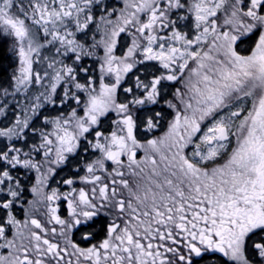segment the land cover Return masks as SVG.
<instances>
[{"label":"snow or ice","instance_id":"1","mask_svg":"<svg viewBox=\"0 0 264 264\" xmlns=\"http://www.w3.org/2000/svg\"><path fill=\"white\" fill-rule=\"evenodd\" d=\"M0 38V264H264V0H0Z\"/></svg>","mask_w":264,"mask_h":264},{"label":"flooded vegetation","instance_id":"2","mask_svg":"<svg viewBox=\"0 0 264 264\" xmlns=\"http://www.w3.org/2000/svg\"><path fill=\"white\" fill-rule=\"evenodd\" d=\"M67 105H65L66 108ZM55 114V113H53ZM170 118V116H169ZM39 123V121H38ZM93 154L91 152H88L87 154L78 153L77 156H70L68 162H66L65 165L58 168L56 170V175L51 176L47 183L49 188H59L61 191H67L68 186L64 185L62 181L65 178L71 177L75 173V169L79 167L81 169V174L83 173V163L85 159L89 156H92ZM14 174L18 176L20 179L21 185L23 186V193L21 196V202L24 205V208L29 207V202L34 199L30 189L34 185H36V182L39 178V174L36 173L34 170L28 171L25 169H16L14 170ZM46 191L48 189H45ZM60 213L62 216H67V208L64 201H60ZM18 218L23 219L24 218V209H21L20 207L16 208V213ZM40 218V217H38ZM103 221H100L99 223L92 222L88 225H82L78 230H74L71 238L75 240L77 243L81 244L82 246H87L88 242L81 239V233L85 231H96L99 232L101 230ZM209 254H205L201 260V264H217V259L209 260L208 259ZM218 257V254H216Z\"/></svg>","mask_w":264,"mask_h":264},{"label":"trees","instance_id":"3","mask_svg":"<svg viewBox=\"0 0 264 264\" xmlns=\"http://www.w3.org/2000/svg\"><path fill=\"white\" fill-rule=\"evenodd\" d=\"M85 66H91V63H87L84 61ZM17 65V58L12 53L11 49L6 46V44L0 38V82L7 83L8 78L10 77L14 67ZM81 76H84V73H81ZM176 87V85L166 86L165 96H169L172 90ZM125 93H120V99L123 98ZM127 95V94H126ZM163 98L161 103L157 105H149L147 109H141L139 115H151L153 111L163 110L166 115H168V111H166V107L162 105ZM203 260H201L202 262Z\"/></svg>","mask_w":264,"mask_h":264},{"label":"rangeland","instance_id":"4","mask_svg":"<svg viewBox=\"0 0 264 264\" xmlns=\"http://www.w3.org/2000/svg\"><path fill=\"white\" fill-rule=\"evenodd\" d=\"M2 39V41L6 44V46H8V48L9 49H11V41H10V39H8V38H1ZM87 63H91V66L90 67H92V68H95V62H94V59H86L85 60ZM15 69H16V66L14 67V70L12 71V73H11V75L13 74V72L15 71ZM143 74V73H142ZM11 75H10V77H11ZM97 75H98V73H97ZM9 77V78H10ZM9 78H8V80H7V82L9 81ZM80 78L82 79L83 78V76H81V74H80ZM124 84L126 85V86H132V74L130 73L129 74V76H128V78H126V80L124 81ZM167 86H171V85H167ZM177 86V85H176ZM59 91V90H58ZM127 95L126 94H124V96H123V98H125ZM163 98V97H162ZM167 98L168 99H172V96H171V94L169 95V96H167ZM162 105L163 106H165L164 104H163V102H162ZM166 107V106H165ZM66 108H67V106H66ZM167 108V107H166ZM47 111H52V110H47ZM156 111H158V110H156ZM166 111H168V114H170V109H166Z\"/></svg>","mask_w":264,"mask_h":264}]
</instances>
